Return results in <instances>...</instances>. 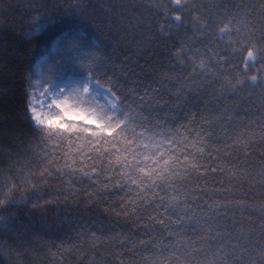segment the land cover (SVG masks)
<instances>
[{
	"label": "snow or ice",
	"instance_id": "obj_1",
	"mask_svg": "<svg viewBox=\"0 0 264 264\" xmlns=\"http://www.w3.org/2000/svg\"><path fill=\"white\" fill-rule=\"evenodd\" d=\"M121 7L135 106L41 111L33 81L39 133L0 140L3 264H264V0Z\"/></svg>",
	"mask_w": 264,
	"mask_h": 264
},
{
	"label": "trees",
	"instance_id": "obj_2",
	"mask_svg": "<svg viewBox=\"0 0 264 264\" xmlns=\"http://www.w3.org/2000/svg\"><path fill=\"white\" fill-rule=\"evenodd\" d=\"M32 2L62 7L41 12H28L19 7ZM132 2L0 0V140L12 142L13 135L29 137L39 133L27 108L33 81L41 82L36 89L40 92L44 90V83L55 86L71 78H88L98 87L107 89L120 106H135L128 92L130 82L139 72V65L133 63L138 44L134 33L126 30L127 20L120 18L121 6ZM75 3L83 4L84 12L68 7ZM25 24L31 27H23ZM29 32L31 37L24 36ZM45 57L48 58L46 63L43 62ZM66 97L75 109L108 108L102 101L82 97L75 91L68 92ZM54 211L55 208L50 207L49 215ZM30 215L35 224L25 219L29 228L43 227L39 213L33 211ZM0 264H3L2 257Z\"/></svg>",
	"mask_w": 264,
	"mask_h": 264
},
{
	"label": "rangeland",
	"instance_id": "obj_3",
	"mask_svg": "<svg viewBox=\"0 0 264 264\" xmlns=\"http://www.w3.org/2000/svg\"><path fill=\"white\" fill-rule=\"evenodd\" d=\"M72 91L78 92L82 97L84 96L90 99H98L102 101L108 108L117 105L116 98H114L107 89L98 87L95 83H92L90 79L71 78L63 84L61 83L59 85L51 86L50 90L48 91H35V107L41 111L55 112V108L49 107V105L52 103V100L55 98L67 100L71 108L75 109L72 107L71 103L66 97L67 93ZM71 118L79 119V116L73 115Z\"/></svg>",
	"mask_w": 264,
	"mask_h": 264
}]
</instances>
